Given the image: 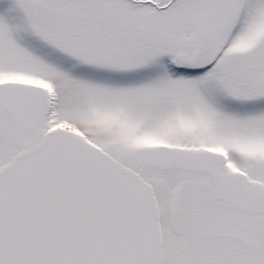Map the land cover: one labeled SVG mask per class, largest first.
<instances>
[{"label":"snow or ice","instance_id":"snow-or-ice-1","mask_svg":"<svg viewBox=\"0 0 264 264\" xmlns=\"http://www.w3.org/2000/svg\"><path fill=\"white\" fill-rule=\"evenodd\" d=\"M0 264H264V0H0Z\"/></svg>","mask_w":264,"mask_h":264}]
</instances>
